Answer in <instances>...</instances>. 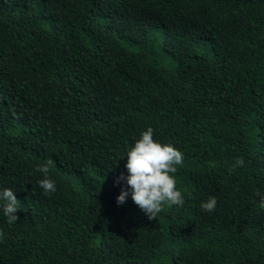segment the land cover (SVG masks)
Masks as SVG:
<instances>
[{"label": "trees", "instance_id": "1", "mask_svg": "<svg viewBox=\"0 0 264 264\" xmlns=\"http://www.w3.org/2000/svg\"><path fill=\"white\" fill-rule=\"evenodd\" d=\"M148 127L183 153L153 220L117 204ZM5 188L0 264H264V0H0Z\"/></svg>", "mask_w": 264, "mask_h": 264}, {"label": "clouds", "instance_id": "2", "mask_svg": "<svg viewBox=\"0 0 264 264\" xmlns=\"http://www.w3.org/2000/svg\"><path fill=\"white\" fill-rule=\"evenodd\" d=\"M153 134L154 130L151 127L141 133L140 138L127 152L125 164L127 176L121 174L116 179L117 183L125 181L127 185V189H122L117 197V204L123 205L130 194L133 203L145 213L149 220L157 219L165 203L169 206L184 204L182 193L176 188V180L170 175V173H176L177 165L183 164V153L170 144L162 145L155 141ZM244 163L243 158H237L233 170L235 166H243ZM53 164L54 161L49 159L35 168L36 172L44 176L38 181L44 195H50L57 190L55 182L48 178L49 168ZM261 199L264 202V196ZM216 204V198L209 197L201 204V209L212 212ZM0 208L3 209L9 224L18 221L19 218L15 215L19 209L18 200L13 190L5 188L0 191Z\"/></svg>", "mask_w": 264, "mask_h": 264}]
</instances>
